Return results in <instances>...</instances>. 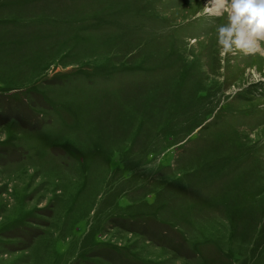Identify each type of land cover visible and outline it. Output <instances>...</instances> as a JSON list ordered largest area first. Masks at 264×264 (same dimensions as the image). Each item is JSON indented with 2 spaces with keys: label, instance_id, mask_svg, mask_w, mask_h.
Segmentation results:
<instances>
[{
  "label": "rangeland",
  "instance_id": "374dc122",
  "mask_svg": "<svg viewBox=\"0 0 264 264\" xmlns=\"http://www.w3.org/2000/svg\"><path fill=\"white\" fill-rule=\"evenodd\" d=\"M211 2L0 0V264H264V38Z\"/></svg>",
  "mask_w": 264,
  "mask_h": 264
},
{
  "label": "clouds",
  "instance_id": "9594fccd",
  "mask_svg": "<svg viewBox=\"0 0 264 264\" xmlns=\"http://www.w3.org/2000/svg\"><path fill=\"white\" fill-rule=\"evenodd\" d=\"M227 12L228 26H220L219 43L222 52L232 50V45L238 49H249L252 40L264 38V0H220ZM233 39H229L233 37Z\"/></svg>",
  "mask_w": 264,
  "mask_h": 264
},
{
  "label": "bare ground",
  "instance_id": "6f19581e",
  "mask_svg": "<svg viewBox=\"0 0 264 264\" xmlns=\"http://www.w3.org/2000/svg\"><path fill=\"white\" fill-rule=\"evenodd\" d=\"M212 9L218 10L223 4L220 3V0H212ZM216 12V11H215Z\"/></svg>",
  "mask_w": 264,
  "mask_h": 264
}]
</instances>
